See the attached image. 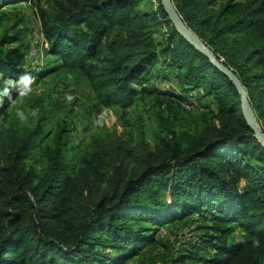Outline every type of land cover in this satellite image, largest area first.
<instances>
[{"label":"trees","instance_id":"obj_1","mask_svg":"<svg viewBox=\"0 0 264 264\" xmlns=\"http://www.w3.org/2000/svg\"><path fill=\"white\" fill-rule=\"evenodd\" d=\"M27 1H37L44 51L56 65L27 69L0 55L5 77L28 72L37 83L65 70L105 108L127 109L150 94L156 108L177 101L190 112L196 97L214 109L192 134H167L153 147L144 135L133 146L96 141L76 164L63 129L41 174L28 160L44 141V117L21 129L12 122L0 131V264H127L157 243L161 228L190 222L204 233L165 264H264V148L228 77L176 31L159 1L50 0L46 8L0 0V11ZM172 1L238 76L264 131V0ZM146 2L152 7L140 10ZM17 41L1 38L0 49ZM9 107L5 100L0 121Z\"/></svg>","mask_w":264,"mask_h":264},{"label":"rangeland","instance_id":"obj_2","mask_svg":"<svg viewBox=\"0 0 264 264\" xmlns=\"http://www.w3.org/2000/svg\"><path fill=\"white\" fill-rule=\"evenodd\" d=\"M152 2L156 8L158 0ZM36 3L37 1L19 2L0 11V39L15 36L19 38V41L2 47L0 55L10 56L14 62H19L21 67L27 69L56 65L53 57L46 55L44 51L46 45L43 42ZM42 5L49 8L50 0H42ZM151 7V3L146 2L140 6V10L146 11ZM72 80L71 75L65 70L44 77L34 84L33 94L21 101L26 108H38V118H30L28 124H21L15 115V108L9 107L8 118L0 121L2 131L9 128L12 122L19 129L29 126L30 123L31 126H35L44 117V141L28 160V164L37 173L41 174L46 169L47 148L53 145L55 136L63 129L65 134L62 141L68 143L66 155L69 162L76 164L86 148H90L96 141L121 138L124 142H131L133 146L137 145L141 135H144L145 140L153 147L167 134L169 138L172 135L181 137L185 133L192 134L200 125L199 118L205 112L214 109L210 106L212 101L209 98L198 100L196 97L197 104L190 112H182L177 101H172V107L164 105L156 108L157 96L150 94L139 95L134 104L127 109L119 106L105 108L98 103L89 85ZM174 83L176 80L172 78V84ZM202 89L198 94L203 91ZM66 93L75 96L76 99L68 103L64 99ZM192 94L195 96V92ZM185 107L190 109L189 106ZM160 114H163V119L160 118ZM97 119L103 121L102 127L94 126L93 122ZM200 221L202 224L205 222L203 219ZM195 223H176L161 228L157 233V243L146 247L142 256L127 264H165L171 255L177 257L188 243L195 242L204 233L195 231ZM144 225L151 227L149 223ZM163 243L168 244L170 250L164 249Z\"/></svg>","mask_w":264,"mask_h":264},{"label":"water","instance_id":"obj_3","mask_svg":"<svg viewBox=\"0 0 264 264\" xmlns=\"http://www.w3.org/2000/svg\"><path fill=\"white\" fill-rule=\"evenodd\" d=\"M176 31L196 50L208 58L210 63L221 71L235 87L241 102L242 115L254 133V137L264 148V131L249 100L248 92L234 71L225 66L214 52L186 25L172 0H158Z\"/></svg>","mask_w":264,"mask_h":264},{"label":"clouds","instance_id":"obj_4","mask_svg":"<svg viewBox=\"0 0 264 264\" xmlns=\"http://www.w3.org/2000/svg\"><path fill=\"white\" fill-rule=\"evenodd\" d=\"M36 78L28 72L19 74L16 78L5 77L3 72H0V107H3L5 100L10 107L15 108V115L21 124H28L30 118L36 119L39 116L38 108H26L21 101L24 98L30 97L33 94V86ZM15 94V95H14ZM64 99L71 103L76 99L75 96L66 93ZM94 126L102 127L103 121L97 119ZM253 247H259L260 241L253 240Z\"/></svg>","mask_w":264,"mask_h":264},{"label":"built area","instance_id":"obj_5","mask_svg":"<svg viewBox=\"0 0 264 264\" xmlns=\"http://www.w3.org/2000/svg\"><path fill=\"white\" fill-rule=\"evenodd\" d=\"M44 42V44L46 45V48L45 49H47L48 47H49V44H48V42L47 41H43ZM44 46V45H43ZM33 55V54H32Z\"/></svg>","mask_w":264,"mask_h":264}]
</instances>
